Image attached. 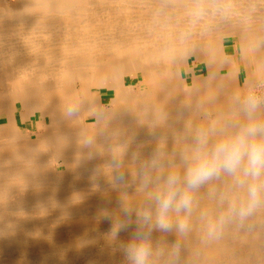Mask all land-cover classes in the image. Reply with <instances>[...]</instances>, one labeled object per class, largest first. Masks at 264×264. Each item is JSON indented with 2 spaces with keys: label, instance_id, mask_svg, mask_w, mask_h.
I'll list each match as a JSON object with an SVG mask.
<instances>
[{
  "label": "bare ground",
  "instance_id": "6f19581e",
  "mask_svg": "<svg viewBox=\"0 0 264 264\" xmlns=\"http://www.w3.org/2000/svg\"><path fill=\"white\" fill-rule=\"evenodd\" d=\"M236 7L182 39V9L168 0H0V264H125L132 228L109 240L101 215L121 193L97 175L107 152L89 158L81 128L109 111L97 142L131 138L129 152L148 154L146 107L167 102L175 117L185 101L264 81V0ZM72 105L83 109L73 121L62 115ZM196 264H264V225L200 247Z\"/></svg>",
  "mask_w": 264,
  "mask_h": 264
},
{
  "label": "clouds",
  "instance_id": "9594fccd",
  "mask_svg": "<svg viewBox=\"0 0 264 264\" xmlns=\"http://www.w3.org/2000/svg\"><path fill=\"white\" fill-rule=\"evenodd\" d=\"M168 2L182 9V39L238 11L236 0ZM82 111L72 105L62 115L73 121ZM110 116L90 112L95 123L81 128L78 143L90 150L89 158L107 152L97 175L121 194L118 208L102 209L101 215L112 222L109 240L132 228L119 243L125 264H196L200 247L264 225V81L246 83L223 100L211 94L195 106L185 101L175 117L167 102L146 107L138 120L153 137L148 154L129 152L131 138L105 150L97 141ZM171 121L182 127L173 128ZM154 233L161 235L154 239ZM168 235L175 239L169 242ZM194 239L198 246L190 247Z\"/></svg>",
  "mask_w": 264,
  "mask_h": 264
},
{
  "label": "rangeland",
  "instance_id": "374dc122",
  "mask_svg": "<svg viewBox=\"0 0 264 264\" xmlns=\"http://www.w3.org/2000/svg\"><path fill=\"white\" fill-rule=\"evenodd\" d=\"M227 49L230 50V43H228ZM196 70H197L196 72L199 74L202 71V68L198 67ZM106 98H104V99H106Z\"/></svg>",
  "mask_w": 264,
  "mask_h": 264
}]
</instances>
